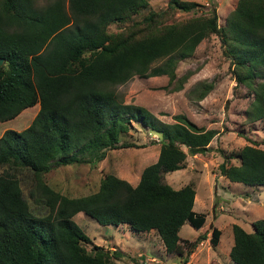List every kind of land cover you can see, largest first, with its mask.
I'll use <instances>...</instances> for the list:
<instances>
[{"label": "trees", "instance_id": "obj_1", "mask_svg": "<svg viewBox=\"0 0 264 264\" xmlns=\"http://www.w3.org/2000/svg\"><path fill=\"white\" fill-rule=\"evenodd\" d=\"M197 4L167 0L164 9L132 18L147 0H0V121L38 103L25 127L0 133V264H111L117 250L83 244L90 238L72 218L78 211L99 224L154 228L166 253L193 264L186 263L188 253L204 235L181 239L177 230L185 220L198 228L204 215L191 208L193 183L173 188L163 173L183 166L186 152L205 151L215 130L183 113L161 120L118 99L114 87L133 75H166V90L181 88L189 71L176 76L177 61L215 33L231 57L235 81L251 92L246 122L264 118V0H237L222 25L212 6L203 15L163 20L167 11ZM112 22L120 27L109 30ZM212 86L201 83L197 99ZM133 123L159 134L157 157L134 185L110 172L94 191L77 196L47 184L44 173L52 165L94 164L110 148L140 146L121 140ZM242 137L248 143L236 153L238 162L224 158L218 170L230 181L264 184V148ZM22 177L29 181L27 197L43 213L36 214L23 196ZM251 227L231 224L228 256L235 264H264V217ZM218 235L211 226V245Z\"/></svg>", "mask_w": 264, "mask_h": 264}, {"label": "rangeland", "instance_id": "obj_2", "mask_svg": "<svg viewBox=\"0 0 264 264\" xmlns=\"http://www.w3.org/2000/svg\"><path fill=\"white\" fill-rule=\"evenodd\" d=\"M166 1L147 0L145 8L134 14L132 18H139L147 9H164ZM194 1L198 3L194 8L188 11H167L163 15V20L169 22L188 19L191 16L199 14L203 15L212 6L215 8L217 15V24L222 25L226 15L237 2V0ZM128 21L123 23H127ZM119 27L120 23L112 22L108 24L109 30ZM223 48L224 45L215 33H209L208 36L202 38L190 56L182 58L176 63V76L189 71L188 76L182 81L181 88L177 90H166L164 88V85L167 83L166 75H151L146 77L133 75L124 83L117 84L114 87L118 99H121L123 102L144 106L161 120L173 121L172 115L174 113H183L197 125L216 129L218 133L212 137L209 149L204 153H197L191 156L190 159L185 160L184 166L187 163L189 165L186 169H183L186 174L185 179L195 182L196 193L201 197L206 206L209 199V181H212V173L218 172V163L223 161L224 158L232 164L238 162L236 153L243 144L248 143L242 135L251 139L257 146L264 148V118L246 122L244 118L245 108L252 95L243 84L235 81L231 71V57L224 52ZM208 82L212 83V88L202 98L197 99V89L201 83ZM32 109L29 108L27 111L24 110L25 112L17 114L13 118L0 121V131L2 132L5 128L22 129V127L19 128L21 125H17V122L23 120ZM130 127L135 128H130L128 133H123L121 140L133 141L140 146L108 149L104 158L94 165L87 163L52 165L44 173V179L55 189L69 196H77L94 191L97 188L100 176L107 172L114 173L115 175L118 173L120 177L127 178L134 185L137 182L139 170L155 159L158 141L149 143L148 140L151 134L137 123H133ZM178 171L172 170L166 172L167 174L163 173L164 180L167 182V180L176 179V176L170 174L177 173ZM185 179L183 176L182 180ZM176 182L173 183L174 186L177 185ZM218 182H222V180L218 178ZM240 184L242 185L240 182L235 183V185ZM28 185L29 181L22 177L21 188L23 196L28 200L31 209L36 214H41L44 212L43 207H39L36 202L27 197L26 191L27 187H29ZM229 186V188L234 187L232 185ZM229 188L226 187V190L231 192ZM242 189L241 187H237V191L233 195L236 192L243 191ZM260 190L257 197L259 200L264 201V186ZM227 195L229 196L228 193ZM219 199L217 196L213 198L212 207L214 209L218 205ZM226 202L228 203V201ZM231 212L235 215L238 213L236 209ZM262 216L264 215L259 217ZM72 218L91 240L83 243L86 248H89L94 241H99L103 235L112 234L114 237L123 238V234L119 228L111 225H101L81 211L76 212ZM222 220L219 219L217 224ZM242 227L246 231L252 229L248 219L242 224ZM195 232L197 230L187 220L183 222L179 229V235L188 239H191ZM229 233H231L229 228L222 227L220 243L213 247L210 242L203 240V243L200 244V251L194 256L197 257L203 251L208 253L212 250L223 249ZM131 235L133 234L130 233ZM131 238L129 239L131 244L129 245L128 243L127 248L124 247L123 252L117 249L118 254L111 256V264H179L180 260L178 261L176 258L178 256L160 253L161 250H159V247L155 243L157 237L154 234H134ZM147 242H152L151 246ZM147 251H150L151 255H155L159 259L146 258L147 254H149ZM207 259L205 258L200 263L206 262ZM224 259H227V257H224ZM217 260L214 264H227L221 258H217ZM209 263L212 262L209 261Z\"/></svg>", "mask_w": 264, "mask_h": 264}, {"label": "crops", "instance_id": "obj_3", "mask_svg": "<svg viewBox=\"0 0 264 264\" xmlns=\"http://www.w3.org/2000/svg\"><path fill=\"white\" fill-rule=\"evenodd\" d=\"M29 108H33V109H32V111L27 113V116H26V117H28L27 120H26V117H25L23 120H20L19 122H17V125H21L19 128H21V127L23 128L24 126H26L30 122V120L32 119V117L34 116V114L36 113V111L38 109V103L35 102L34 104L23 108L17 114L23 113V112H25L24 110L27 111ZM15 116H13V117H15ZM13 117H11V118H13ZM6 120H8V119H6ZM2 121H5V120H2ZM204 128L207 129V128H212V127H204ZM212 129H214V128H212ZM214 130H215V132H214L213 136L218 133L216 131V129H214ZM145 131H147L149 134H151L150 135L151 137H149V140H148L149 143L151 141H153V140L157 141L159 139V134L157 132H154V131H151V130H148V129H145ZM0 133H1V131H0ZM212 137H211V139H212ZM211 139L209 140V142L207 144V149L205 151H207L209 149ZM131 142H133V141H131ZM151 143H154V142H151ZM158 146H159V143H158ZM181 147H182L183 150L186 151V149H185V147L183 145ZM110 149H112V148H110ZM205 151L191 153V154L186 152L184 162H185V160L190 159L191 156H194L197 153H204ZM155 154H156V156H155V159H156L157 154H158V149H157V152ZM105 155H106V153H105ZM102 159H100V160H102ZM99 161H97L96 163H98ZM153 161H151V162H153ZM96 163H94V164H96ZM87 164H89V163H87ZM94 164H90V165H94ZM188 165H189V163H187L184 166V163H183V166H181L180 168L174 169L175 171H178V170L179 171L177 173H173V174H170V175H174L177 178L174 179V180H167V183H169L173 188H178V187H180L181 185H183V184H185L187 182H192L193 183V188H194V196H193V201H192L191 208H192L193 211L203 213V215H204V220H203L202 224L198 228H195L197 230V232H195L193 234L191 239L186 238L188 240H193L199 234L204 235V237L201 240H199L195 244V246L192 248V250L188 253L186 263L190 262V263H193V264H208L209 261L214 263V262L218 261L217 258H221L222 260H224V263L227 262V264H235L228 256V252H229L230 246L232 244V233H229V235L227 237V241H226L223 249H221V250H212L211 249L212 251H209L208 253H205L203 251L202 253L198 254L197 257H195L194 255L198 251H200V249H201L200 244L203 243V240L204 241H208L209 229H210L211 226H215V227H217L219 229L218 239H217V242L215 244V245H218L220 243V241H221L222 227L229 228L230 232H231V224L232 223H236V224H238V225H240L242 227V224L246 221V219H248L250 221V224H251L252 220H254L256 218H260L259 216L264 215V201L259 200L258 197H257L259 192L261 191L260 189L264 186V184H252V185H249V184H245V183L240 182V183H242V185L241 184L240 185H235V183H238V181H230V180H228L224 175L220 174V172L218 170V172H213L212 173V176H211L212 181H209V190H208L209 191L208 192L209 199H208V204L206 206V204L203 202L201 197L196 193L195 182L192 181V180L185 179L186 178V174L183 171V169H186ZM139 172H140V170H139ZM166 172H168V171H166ZM166 172H165V174H167ZM116 175L119 176L118 173H116ZM183 176H184L185 180H182ZM218 178L221 179L222 182H218ZM214 179H216V181H214ZM125 180H127L129 182V180L127 178ZM175 181H177L176 182L177 183L176 186L173 185V183H175ZM213 182H216V183H213ZM48 185H50V184H48ZM229 185H232L234 187L229 188L230 187ZM51 187L54 188L53 186H51ZM226 187H228L231 190V192L226 190ZM237 187L238 188H240V187L243 188L242 189L243 191L236 192V194H235L236 196H235L233 194L235 193V191H237L236 190ZM55 190H58V189H55ZM227 193L229 194V196L227 195ZM213 196L214 197L217 196L218 198H220L219 200L222 201V202H220V201L217 202L218 205L215 207V209L212 207L213 206V198H214ZM226 201H228V203ZM209 209H210V212H209ZM235 209L238 212L237 215L232 214V212H231L232 210H235ZM262 217H264V216H262ZM219 219H223V220L217 224V221H219ZM101 225H108V224H101ZM181 225L179 226V228L177 230V235H178L179 238L182 239V238H185V237H181L179 235V229H180ZM115 227L119 228V230L122 232L123 238L122 237H114L112 234H108V235H103L102 238L99 239V241L96 240V241H94V243L98 244V245H101L103 248H109V249H115V250L118 249L120 252H123L124 251V247H126L128 243H129V245L131 244L129 239L134 234H144V233L145 234H149L150 233V234H154V236L157 237L158 241L156 240L155 243L159 247V250H161L160 253H163L164 255L165 254L168 255V253L165 252L163 244L161 242V239L159 238V236L156 233V231L154 230V228H151V229H149L147 231H136V230L131 229L128 226V224L125 223V222L118 223ZM200 230H202V231L200 232ZM130 233L133 234V235L130 236ZM147 243H149L150 246L152 244V242H147ZM215 245H212V246L214 247ZM147 252L149 254H147L146 258H154V259H157V260L159 259L157 256L151 255L150 251H147ZM173 255L178 256L176 258H177L178 261L180 260V256L179 255H177V254H173ZM224 257H227V259H224ZM205 258H208L207 261L204 262V263H200V261H204ZM218 263H220V262H218Z\"/></svg>", "mask_w": 264, "mask_h": 264}, {"label": "water", "instance_id": "obj_4", "mask_svg": "<svg viewBox=\"0 0 264 264\" xmlns=\"http://www.w3.org/2000/svg\"><path fill=\"white\" fill-rule=\"evenodd\" d=\"M1 61H2V58H0V63H1Z\"/></svg>", "mask_w": 264, "mask_h": 264}]
</instances>
